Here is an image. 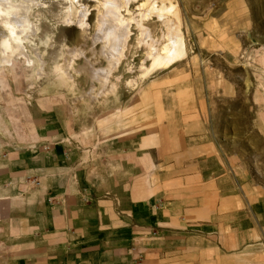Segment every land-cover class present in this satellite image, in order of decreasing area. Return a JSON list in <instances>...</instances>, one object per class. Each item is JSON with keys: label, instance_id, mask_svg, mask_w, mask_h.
Segmentation results:
<instances>
[{"label": "crops", "instance_id": "obj_1", "mask_svg": "<svg viewBox=\"0 0 264 264\" xmlns=\"http://www.w3.org/2000/svg\"><path fill=\"white\" fill-rule=\"evenodd\" d=\"M209 37L199 65L30 110L0 150V264H264V67L230 80Z\"/></svg>", "mask_w": 264, "mask_h": 264}, {"label": "rangeland", "instance_id": "obj_2", "mask_svg": "<svg viewBox=\"0 0 264 264\" xmlns=\"http://www.w3.org/2000/svg\"><path fill=\"white\" fill-rule=\"evenodd\" d=\"M142 1L133 0L126 8L120 10L122 18H129L132 21L123 57L116 67L111 66L113 71L110 79H113L116 86L127 80L132 82L134 88H137L147 78L154 77L159 70L168 66L201 64L196 55L198 51L196 39H212L209 36H213L214 39H222L225 48L229 45L228 62L217 61L215 64L231 69L230 80L244 81L247 85L259 81L255 70H258L260 66L264 67V59L262 64L261 60L257 58L258 53L256 52L264 48V0ZM35 2L38 6L32 7L29 18L37 28V33L31 35L30 41L25 42V45L31 59L36 58V54L31 49L36 47L38 51L42 52L46 64L43 68L44 72L38 75V64L30 66L23 55L19 56L14 52L8 61H4L0 57V150L12 148L17 144L12 136L16 137L17 130L27 129L25 119L29 118L30 110L41 114L45 112V99L49 95L55 93L59 96L63 94V97L65 95V97L80 98L79 92L81 90L80 93H82L86 86L82 83L84 81H81L84 79L82 74H74L75 78L81 81L80 87H76L72 86L71 80L59 79V73L55 70V67L60 64L64 47L74 44L76 40L78 28L76 23L60 24L70 3L66 0H35ZM80 2L81 6L89 8L87 16L89 25L95 26L98 11L97 1L80 0ZM170 3L174 4V11L170 13V16H174L180 23L187 51L184 58L176 63L149 71L148 67H150L151 61L147 58L148 46L145 43L148 40L142 35L141 24L148 27L150 35L157 40L158 52L161 51L164 44L167 43V37L165 36V23L163 18L158 16V12L159 9H165ZM143 13H147V18L142 16ZM160 18L162 19L160 20ZM14 43L15 41H13ZM217 49L221 50L222 46L214 45V50ZM104 63L106 64L105 61ZM78 89L79 92H76ZM246 109L250 113L248 117L253 119L257 111L256 108L252 105ZM260 146L263 152V143ZM257 157L261 158V162L254 164L250 172L256 179L264 181V153L255 155V158Z\"/></svg>", "mask_w": 264, "mask_h": 264}, {"label": "bare ground", "instance_id": "obj_3", "mask_svg": "<svg viewBox=\"0 0 264 264\" xmlns=\"http://www.w3.org/2000/svg\"><path fill=\"white\" fill-rule=\"evenodd\" d=\"M66 1L70 3V6L67 8L60 24L70 25L73 22L76 23V27H78L77 35L75 34L76 40L74 44L64 47L60 64L55 67V70L59 73V79L64 81L71 80L72 86L78 87L81 81H84L82 83L86 86L82 93H80L81 90L79 92V89L76 91L81 94L80 100L79 97H76L78 101L83 102L85 99L94 97L97 100L99 88V97H107L110 90L116 85L112 81L113 79H110L113 71L111 66L113 68L114 66L116 67L120 59H122L124 48L130 35L132 19L122 18L120 10L126 8L133 0H95L98 3V11L95 21L96 25L93 27L87 21V16L89 15L87 6H81L80 0ZM173 5L170 3L165 9L157 8L159 9L158 16L163 18L166 26L165 36L167 37V43L164 44L161 51L158 52L156 47L157 40L150 35L148 27L141 24L142 35L148 40L145 43L148 46L147 58L151 61V65L148 67L149 71L172 64L186 54L187 47L180 23L174 16H170V13L174 11ZM33 6H38L35 0H18L16 2L0 0V57L4 61H8L14 52L19 56L23 55L30 66L38 64L39 70H36H38L37 73L40 75L44 72L43 68L46 64L42 52L38 51L36 47L31 48L36 54V58L31 59L28 56V50L25 45V42L30 41V36L37 33V28L29 18ZM146 14L143 13L142 16L147 18ZM94 33L95 35H93ZM13 41H15L14 44ZM75 73L76 75L82 74L84 79H81V81L77 80Z\"/></svg>", "mask_w": 264, "mask_h": 264}]
</instances>
